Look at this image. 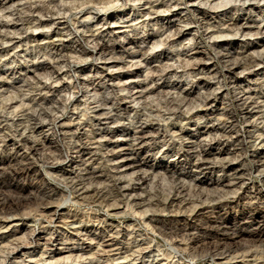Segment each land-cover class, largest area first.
<instances>
[{"label": "bare ground", "instance_id": "6f19581e", "mask_svg": "<svg viewBox=\"0 0 264 264\" xmlns=\"http://www.w3.org/2000/svg\"><path fill=\"white\" fill-rule=\"evenodd\" d=\"M21 1L15 7L14 0H0L5 9H12V19H0V40L5 38L11 45L0 48L8 56L6 65L11 64L0 70V88L8 83L5 75L12 79L19 76L24 77V85L17 96L32 94L20 101L12 98L0 106V153L9 152L0 156V174L6 178L7 190L17 195L0 201V239L7 242L0 246V264H147V258H152L151 264H185L181 262L185 255L193 259L205 253L216 258L214 263L227 264L232 253L236 254L234 259L253 257L255 253L248 249L264 243V236L247 230L251 214L231 223L226 220V211L239 204L250 210L264 205V48L256 53L244 46L242 52L236 53L224 48V44L237 40L248 44L250 36H258L254 47L264 43V17L228 16L232 9H259L264 14V0H212L210 6V0H124L132 3L133 14H137L126 34L147 36L111 45L107 41L116 30L109 27L110 16L99 18L93 27L84 23L82 32L76 27L79 19L66 29L56 25L82 14L86 4L98 5V11H109L120 0ZM187 4L192 6L189 15L179 16L177 10ZM164 16L170 21L156 28ZM31 29L43 30L45 38L40 40L38 34L30 33ZM17 30L16 35H10ZM191 30L197 37L186 42ZM225 37L230 40L218 41ZM205 39L214 40L213 57H186L180 49L173 48L181 45L195 54H206L200 49ZM151 41L153 48L148 51ZM22 45L29 46L18 51ZM155 46L163 49L154 52ZM20 55L32 58L29 68L17 65ZM212 59L220 65L211 64ZM87 60L102 61L103 65L91 75L84 68L72 74L73 68L76 70L79 63ZM116 65L120 70L139 65L151 70L143 78L138 73L108 75L107 70ZM40 70L58 80L69 76V81L45 82ZM255 72L253 90L244 89L246 74ZM183 79L194 82L191 90L181 86ZM225 79L232 101L217 116L218 92ZM194 88L207 94L205 98L198 93L201 103L197 105L190 98ZM156 92L161 95L155 97ZM220 95L226 100L225 94ZM230 106L236 108L237 117ZM70 108L71 116L61 121ZM81 112L87 116L83 122ZM201 114L212 120L193 133L186 130L184 124L195 116L200 121ZM119 141L125 142L124 148H116ZM244 146L249 150L244 151ZM149 154L162 160L169 156L174 159L170 166H164L162 174H155L146 166ZM224 154L230 157H222ZM246 158L252 166L246 165ZM37 160L65 181L68 195L61 199L64 204L86 203L108 210L120 207L125 215L145 219V230L157 233L170 247L161 249L159 241L153 245L138 221L114 225L108 221V214L72 210L70 206L63 209L62 204L55 208L57 188L45 190L32 184L29 191L42 196L33 203V197H28L17 181L34 172ZM254 172L263 176L262 184L249 183ZM208 173L218 174L208 183L211 188L215 186L218 196L211 191L214 188L202 186ZM161 178L172 179L171 192L154 204L151 188ZM187 178L192 185L185 183ZM177 181L182 183L177 186ZM203 219L205 222L200 223ZM38 225L45 230L44 235L38 232ZM23 227L29 229L28 235L19 238L17 233ZM62 242L87 244L90 252L58 247ZM38 250L40 254L34 255ZM160 256L163 263L158 260ZM253 264L262 263L253 260Z\"/></svg>", "mask_w": 264, "mask_h": 264}, {"label": "rangeland", "instance_id": "374dc122", "mask_svg": "<svg viewBox=\"0 0 264 264\" xmlns=\"http://www.w3.org/2000/svg\"><path fill=\"white\" fill-rule=\"evenodd\" d=\"M14 1L16 2L15 7L18 6L17 2L20 1V0H14ZM79 1H82V0H79ZM79 1H77V2H79ZM21 2L23 3L24 0H22ZM10 3H13V2H10ZM10 3L5 5V6L11 5ZM213 3L214 2L212 0H210L207 3V6H210ZM219 3L222 4V1H220ZM231 3H233V1ZM115 4L117 6H115L112 10H109V11H98L97 9L95 11H92L89 7H85V5H84L83 7H84L85 10H84V12L82 14H75L71 18L72 20L71 19H63L56 26L58 28H65L66 29V28L69 27L70 24H73L76 21V19H79V24H76V27L77 28L79 27V29H80L79 32H82V30H84V27H83L84 23L88 27L89 26L93 27L94 25L99 23V21H98L99 18L100 19H106L107 17L110 16L111 17V19H110L111 23L109 24V27H110V29L116 30V32L114 33V35L112 36L110 41H107V44L111 45V44H114V43H117V42L127 43L133 37L134 38L135 37L142 38L143 36L146 37L147 35L146 34L143 35L142 33L139 34V35L134 36L133 33L132 34L130 33V35H128L125 32V31H128V29L130 30L129 27L131 26V24H133V22H131V20H133L137 16V14L136 15L133 14L132 6H131L132 3L131 2L130 3H125L124 0L123 1L120 0L119 2H116ZM191 8H192V6L189 5V4L183 5L180 9L177 10L178 15L181 16V17H183L185 15L187 16V14L189 15V10ZM9 10H10V8L9 9L8 8L5 9L4 6L0 5V19H4V20L12 19L11 18L12 17V15H11L12 9L10 11ZM247 14L248 15L249 14L252 15L256 19H261V18L264 17V14L259 9H254V12H247L245 10H237L236 11L235 9H232L230 11V13L228 14V16L229 17L235 16L236 18H240V17H246ZM10 15H11V17H10ZM89 15L93 16L94 18L90 19V20H86L85 17H87ZM74 18H75V20H74ZM195 20L199 21L200 19L196 18ZM115 21H117V23H113ZM159 21H160L159 22L160 24L157 25L156 28L161 26V25H167V23L170 21V18H166V16H164ZM136 23L137 22H134V24H136ZM154 28H155V26H154ZM4 31H5V33H7L6 29H4ZM41 31L31 29L30 33H33L35 35L38 34L39 37H40V40H43L45 38L46 33L43 30H41ZM18 32L19 31L17 30V32L16 31H11L9 33H10V35H16V33H18ZM195 37H197V34L195 33L194 30H191V31L187 32L186 38L188 40H186V42L194 39ZM225 38L226 39H224V38L218 39V41H227V40L229 41L230 40V37H225ZM257 38H258V36H250V37H248L246 39V41L250 45L246 44L245 42H241V40H237V41L233 42V44H228V43L224 44V48L232 49L234 52L240 53V52L243 51L244 46H249V47H246V48H250L252 51H255L256 53L258 51L261 52V50L264 48V43L261 44V45H256V47H254V43L256 42ZM6 42L7 41H6L5 38L1 39L0 40V48H2L4 46L5 47H7V46L10 47L11 46L8 43L6 44ZM153 43H154V41H151L148 44V47H149V48H147L148 51H151V48H153ZM213 44H214V40L213 39H205L204 42L200 43V47H201L200 49L202 51L206 52V54L205 53L195 54L194 51L184 50L183 46L181 47V45L180 46L176 45L173 48L174 49H180L184 53V55L186 57H191V58H193L195 56H198V57H203L204 56L205 57V55H208L209 57H213V54H214V50H213V47H212ZM22 46L19 47L18 51L23 50V49L25 50L26 47H28L29 45L28 46L22 45ZM162 49H163V46H155L153 51L154 52H160ZM130 50L133 51L134 49H130ZM171 50H172V48H171ZM11 51L12 50H10V52ZM21 55L19 56L20 58L17 57V60H18L16 62L17 65H20L23 68H29L32 65V63H33L32 58H29V57H26V56L22 57ZM7 60H9L8 56L5 53H2V51H0V70L1 71L2 70H6L11 65V64L6 65ZM108 62H111V61H108ZM101 63H102V61H96V60H87V61L81 62V63L78 64V66H77L78 68H76V70H75V68L72 69L73 70L72 74H74L75 71H78L77 73H79V71H81V69L84 68L86 70L85 71L86 74L91 75L92 73L95 72L96 69L99 70V67H102L103 64H101ZM211 64H219L220 65V63L217 60H215V59H212ZM148 68L149 67L146 68L144 65H139L138 67H135L133 69H123V70L121 69L120 70L119 66L116 65V66L112 67L109 71L107 70V74L108 75L112 74L114 77H116V75L119 72H124V73L126 72V74H128L127 76H136V74L138 73V74H140L141 78H143V77H145L147 72H149L151 70V69H148ZM65 70H68V68H65ZM40 73H41L40 78L43 81H45V82L47 81L48 83H56L58 81H64V82L69 81V76H66V77L62 78V80H61V78H60V80H58V78L53 77L51 75H48L47 73H45L43 71H41ZM257 73L255 72V73L246 74V77L244 78V81L242 82V87L244 89H250V87H251L252 90H253V88H254L253 81L256 79L257 75H255V74H257ZM259 74H261V73H259ZM28 76H32L34 78H37L34 75V73H29ZM4 77L5 78L7 77L5 80H7L8 78L9 79L6 81V82H8V83H6V86H4L3 88H0V90H1L0 91V106H2V104L10 102L12 100V98L14 99V101L15 100L20 101L21 98H28V97L32 96V94L27 93V92H24L22 94L20 93L18 96L16 94L17 92H19L18 90H20L23 87V85H24V82L22 83L24 77L16 76V78H14V79H12V76H10V75H5ZM34 78H32V79H34ZM15 79H16V81H14ZM56 80H58V81H56ZM216 81H217V79L214 80V82H216ZM224 81H225L224 82L225 85L222 88L220 93L222 95L225 94L226 100L221 99L220 98L221 95L218 92L217 106H216V109H218L216 111V115L217 116H221V114H223V110L222 109L224 107H226L227 104H229V102L231 103V101H232L231 89L227 85L228 81H226V79ZM181 86L184 87V88H188V90H191V88L194 86V82L190 83L189 80L183 79V81L181 83ZM213 86H215V85H213ZM2 89L3 90L5 89V90L3 91ZM203 92H204L203 89H198V88H194L192 90L190 98H191L192 102H194V105L195 104L197 105V104L201 103V102H198L199 101L198 93L200 94V93H203ZM65 93L69 94L68 91H65ZM65 93H63V94H65ZM158 93L159 92H156V94H155L156 96L155 97H159L161 95V93H159V94ZM17 98H19V99H17ZM73 107L74 106H72V108ZM229 108L233 112L232 115L237 117L238 116V112L236 111V108L234 106H230ZM70 109L66 112V114H64L61 117V121H67L68 120V118L71 116V114H72L71 112L73 110V109H71V110ZM199 116L200 117L203 116L202 119H200V121H198L197 118H196L197 116H195L194 118H192L191 121H189L188 123H185L184 124L185 129L193 133V132H195V130L197 128L204 127L205 125H207L212 120V119H208L207 116H204V114H201ZM79 118H80V121L83 122V121H85L87 119V116L82 115V112H81ZM184 122H185V120H184ZM0 137H2V136H0ZM186 144H190V143H186ZM124 145H125L124 141H119V145L116 148L117 149L124 148L123 147ZM1 146H2V143L0 142V147ZM176 147H177V145H176ZM243 150L244 151H248L249 148H247V146H244ZM122 152L124 153V151H122ZM6 154H9V152L4 150V151H2L0 153V156L1 155H6ZM144 154L142 155V157L145 156ZM147 156L150 157V159L148 160V164L146 165L147 169L153 168L155 174H157V173L158 174H162L163 173L162 169L164 168V166H170V164H171L170 162H172V159H174L173 156H169L168 158L163 159V160L160 159L159 156H157L155 154L154 155L149 154V155H146V157ZM226 156L230 157V155H228V154H224L222 157H226ZM245 163H246V165L252 166V162L250 161L249 158H246ZM34 168H35L34 172H32L27 179L19 180L20 182L17 181V184H19V186H21L22 188L26 189L27 196L30 197V198L33 197L32 198L33 201L31 200L33 203H34L35 199L40 201L42 196L39 193H35L33 191H29L30 190V186L32 184L34 186H38V187L44 188L45 190H51L53 188L54 189L57 188L56 190L59 192V196H58V199L56 201V204L54 205L55 208H56V206H58V204H62L60 207L63 208V209H66L67 207L70 206V209H72V210L88 211V212L93 211V212H96V213L102 214V215L108 214L107 215L108 221L111 224H114V225H118L120 223V225L126 226V225H130V224L138 221L139 223L143 224V229H144L143 233H145V234L147 233L148 234V238L152 241L153 245H158L157 241H159L160 242L159 246H160L161 249H163V250L168 249L169 246H168L167 240H165L164 238L159 236L157 233H151V230H149V229L145 230V228H146L144 226L145 225V223H144L145 219H143L141 216L134 217L132 215H125V214L122 213L123 209L120 208V207H113V208L108 210L105 207H102L100 205L92 206V205H88L86 203H81V204L68 203L67 205L64 204V202H62V201L65 200L64 199L65 196L68 195V190H67V188L65 186V181L63 180V178L58 176V175H56L55 173L53 174L52 172L47 171V169L45 168V164L43 162H41V161H38V160L34 161ZM30 177H32V178H30ZM204 177H205V179H203V180H205V182L202 184V186L204 185L203 187H206V188H209V189L214 188L215 187L214 185H212V188H211V185L208 184V183H210V180H212V179L213 180L217 179L218 174L217 173H208V174H205ZM163 179L164 178H161L160 181H158L159 183L156 182V184H158V185H153L152 188H151V185H150V187H149V189L151 188V191H152L151 195H150V198L154 201V204H158L161 201H163L164 200L163 198L167 197L170 194V192H171L170 187H171V184L173 183L172 179L171 178H166V179H164L165 182L163 181ZM262 179H263V176L259 175L258 173L255 174V172H254V173L251 174V176H249V183H254L256 185H260V184H262ZM184 181H185V183L187 185H190V184L192 185V183H189V182H191L190 179L187 178V179H184ZM160 182H163L164 185H163V183H161V186H160ZM159 187L162 188V191H161V189ZM0 191H1L0 192V201L1 202L7 201V200H12L13 198L17 197V195H16V193L14 191H13V193H11L12 191H10L9 188L7 190L6 178H4L1 174H0ZM211 191L213 192V194L215 193V195L218 196V191L215 190V188H214V190L212 189ZM155 192H157V193L155 194ZM153 193L155 195H153ZM13 194H14V196H13ZM161 194L162 195L164 194V195L162 196ZM219 195H222V194L219 193ZM229 196H230V194H229ZM61 199H63V200H61ZM37 200H35V201L38 203L39 201H37ZM59 200H61V202ZM106 210H108V211H106ZM226 212H227L226 213V220L228 222H231V223H234L233 221L235 219H239V218L243 217L246 214H251L250 215L251 216V219H250L251 223H250L249 227L247 228V230H249V231L252 230V231L257 232V233L259 232V234H262L264 236V205H260V206L256 207L255 209L253 208V209L250 210L247 205L245 206V205L239 204L237 207L232 208V209H230V210H228ZM199 222L200 223H204L205 220L203 219V220H200ZM29 223L31 224V222H29ZM40 226L38 225L37 230L42 235H44L46 232H45L44 229L40 228ZM28 231H29V229L27 227L21 228L18 231V233H17V237L26 238L27 235H28ZM193 232L197 233V230L195 229V231L193 230ZM43 242H45V240H43ZM240 242L244 243L245 240L241 238ZM5 243H7V242L6 241L3 242L0 239V246L4 245ZM65 243L66 242L60 243L58 245V247H69V248L75 247L76 249L77 248L83 249L84 252H90L89 251L90 249H87V244H79V243L75 244L74 242H68L66 244ZM248 250H250L251 252L255 253L253 257H250L249 255H247V257H244V259H243V257L239 258V259L238 258L234 259V257H236V254L232 253L231 255H229L230 261L227 264H246V263L253 264V260H256L257 262L264 264V243H262V244L259 243V244L253 245V246L251 245V247ZM160 253H162V252H160ZM37 254H40L39 250L34 253V255H37ZM187 257H188V255H185L184 257H182L181 262H184L185 264H217V262L214 263V260L216 258L214 259L213 257H210L208 255H204V254L198 256V258L196 257V258H193V259L192 258L189 259ZM162 258H163V256H160L158 258V260H162V263H163L164 260ZM21 260H22L21 257L17 258L18 262H20ZM26 260H28V258H26ZM147 260H148L147 264H151L153 262L152 258H147ZM115 263L119 264V262H115ZM30 264H33V263H30ZM40 264H43V263H40Z\"/></svg>", "mask_w": 264, "mask_h": 264}, {"label": "clouds", "instance_id": "9594fccd", "mask_svg": "<svg viewBox=\"0 0 264 264\" xmlns=\"http://www.w3.org/2000/svg\"><path fill=\"white\" fill-rule=\"evenodd\" d=\"M85 7H89L92 11H95L96 8L98 7V5H95V4H90V5H88V4H86ZM93 18H94V17L91 16V15L85 17L86 20H90V19H93ZM73 27H75V25H74ZM201 96L206 98L207 94H205V93H201ZM169 119H171V117H169ZM153 142H157V143H159V141H148V143H153ZM164 147H167V143L164 144ZM197 151H199V150L197 149ZM181 183H182V182L177 181V186H179ZM169 247H170V245H169ZM173 252H174V253L183 254L182 250H179V249H173ZM204 255H207V253H205ZM187 258L191 259L192 257H191V255H190V256H188Z\"/></svg>", "mask_w": 264, "mask_h": 264}]
</instances>
